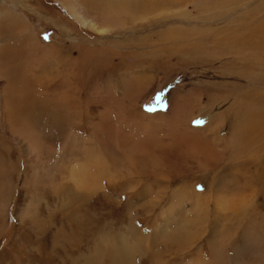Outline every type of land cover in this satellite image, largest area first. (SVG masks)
Instances as JSON below:
<instances>
[{
    "label": "rangeland",
    "instance_id": "obj_1",
    "mask_svg": "<svg viewBox=\"0 0 264 264\" xmlns=\"http://www.w3.org/2000/svg\"><path fill=\"white\" fill-rule=\"evenodd\" d=\"M193 1L156 10L134 7L123 16L122 25L110 28L111 32L96 34L82 27L56 0H0V264H39L38 256L42 253L44 257L47 251L50 253L51 247L65 255H68L66 250L71 253L75 252L76 247H81L80 251H84L82 247H85L86 241L78 246L72 244L73 233L69 239L68 231L56 234L57 228L47 225L49 218L56 222L66 219L63 209H58L61 200L57 199L56 191L53 192L46 185L34 189L23 188L24 144L30 138L38 142L37 145L32 141L30 143L37 146L34 154L38 153L39 158H44L43 147L50 145L48 153L53 154L54 160L60 158L66 165H70L74 158L83 161L89 147L96 146L92 134V114L98 110L110 115L113 127H117L123 134L131 130L138 133L140 129V134H148L149 130L144 129L146 126L150 130L157 127L152 136H157L155 138L156 141L159 139V144L167 140L171 143L176 134L183 138V128H187L184 130L187 135L193 136L192 133L197 132L203 135L199 130L203 126L207 141L212 143L215 150L223 152L221 141L229 135L231 125L224 122L215 133L213 130L209 133L206 124L209 122L207 118L213 114L212 96L224 93L225 96L233 95L227 87L229 84L221 81V78L227 76L225 68L221 66L228 64L218 65L217 69L211 71V75L205 69L190 67L193 62L189 61L188 54L195 47L200 54H205V51L229 54L230 51L232 54H251V58H258L252 54H264V0L233 1L231 5L235 7L231 8L235 13L229 15L242 16L245 23L242 24V31L237 33L238 37L226 45L213 42V36L218 28L227 27L226 18H229L220 14L210 19L205 14L203 22L201 17L204 15L200 14L201 9L192 7ZM184 11L189 14L187 18L179 16ZM171 27L172 30L184 28L182 30L186 31L187 28V31L197 33L189 34L191 37L175 43L171 37L169 39V34L172 37L177 35L175 31H170ZM232 31L230 26L225 29L226 34ZM44 44L48 46L47 54L43 51ZM233 44L236 45L229 47ZM248 62L250 59L245 60V63ZM252 65L259 68L257 64ZM260 71L264 79V72L262 69ZM166 78L171 84L161 88ZM195 83L205 86L212 96L193 95L190 86ZM22 85L29 89L24 90ZM13 92L19 97L15 98ZM177 96L185 100L183 108L178 110L181 112L170 110L174 104L178 106ZM140 119H143L142 122ZM27 128L33 137L27 132L23 134ZM254 146L239 157L240 160L251 154L259 144ZM163 152L166 154L161 155L170 159L171 153H175ZM234 157L237 156L225 152L216 166L203 169L196 168L194 161L185 159L174 167L168 158H164L157 168L148 165L149 169H158L157 177L143 172L149 170L146 167L140 169L142 172L137 169L140 174L135 175L126 164H119L115 166L117 169L113 168L111 178L101 181V190L82 198L78 214L86 216L88 211L98 217L99 222L112 215L104 221L112 226L110 236L121 233L127 236L126 227H134L140 233L142 245H138L133 264H264V190H261L258 179L251 180L253 177L250 173L243 176L240 169H232L229 159ZM258 161L259 157H252L247 160L246 164L249 163L245 168L258 173ZM190 167L194 168L188 169ZM245 186L248 191H245L241 204H253L245 214L230 206L226 211L214 209L211 199L216 190L221 192L223 189L222 194L226 198L233 196V201L237 200V194L244 191ZM250 188L258 192L253 198L247 197ZM180 193L184 196L179 197ZM193 193H200L199 200ZM102 194L108 196L109 201ZM89 199L94 203L90 201L88 204ZM104 209L109 213L100 219L96 214H102ZM164 221L172 225L182 221L185 236L183 233L176 235L185 237L184 250L179 251L175 244L173 238L177 239L176 235L170 239L174 244L167 240L164 244L160 240L163 232L173 228L169 225L165 227ZM119 226L125 231L119 229ZM87 232L78 242L84 240ZM94 235L90 233L88 241L93 240ZM149 256H154V260H147ZM96 264L106 263L98 261Z\"/></svg>",
    "mask_w": 264,
    "mask_h": 264
},
{
    "label": "bare ground",
    "instance_id": "obj_2",
    "mask_svg": "<svg viewBox=\"0 0 264 264\" xmlns=\"http://www.w3.org/2000/svg\"><path fill=\"white\" fill-rule=\"evenodd\" d=\"M56 1L61 3L62 6L68 11V14H70L71 17L75 21H77L82 27L88 28L89 31L95 32L96 34L108 33L111 30L110 28L115 27L117 25L118 26L122 25V22L124 21L123 16L129 14L128 12L132 11L134 9V7L156 10V9H165L166 8L165 6L174 7V6H179V5L181 6L183 4L185 5V3L186 4L190 3V0H56ZM206 1H207V4L205 5V0H194L192 2L193 3L192 7L195 9L196 8L201 9L200 14L204 15L201 17L203 19V22L205 19V14L210 19L214 18L215 16H218L220 14H224L225 16H227L229 18V19L226 18V25H227V27L230 26L231 28H233V31L229 34H226L225 29L227 27L225 29L224 28H218V32L215 33L213 36V42L218 43L220 45H223V44L226 45V43L228 41H230L233 38L238 37L237 33H240L242 31L241 30V29H243L242 24L245 23V20H242V16L238 17L237 14L233 15V16L229 15V13H235V11L231 8V7H235L234 5H231L234 0H206ZM205 6H206V8H205ZM219 6H221L222 8H218ZM180 15L186 16V18H187V16H189L187 11L179 13V16ZM172 17H173V15H172ZM1 18H2V16H1ZM124 24L125 23H123V25ZM182 29H184V28H182ZM182 29L180 28L178 30H175V29L172 30V27H171L170 31H175L174 34H177V35H174V37H172L171 36L172 34H169V39L171 37V41L176 43L177 41H181L184 39L186 40V37H188V36L191 37L189 34L197 33V31H194V32L189 31V30L187 31V28H186V31H184L185 29L184 30H182ZM207 30L209 31L210 29L207 28ZM207 30H203V32H205V31L208 32ZM243 41H245V39ZM244 43H246V42H244ZM236 44H233L232 46H229V47H233ZM44 47H45V49L43 51L47 54L48 49H46V48L48 46L44 44ZM195 49H196V47L191 50V54H188V55H190L189 61L193 62L192 64H190L191 65L190 67H196L198 69L199 68L205 69L206 71H208V74L212 75L213 72H211V71L217 69L218 65H221L224 63L228 64L227 66L226 65L221 66V67L225 68V72H227L226 78L225 77L221 78V81L223 83H226V85H227V83L229 84V85H227V87L229 88L230 92L233 93V95L226 93L227 95L225 96L224 95L225 93H224V94H220L219 96H212L211 93L209 94L207 92V90H206L207 88H205V86H201V85L198 86L197 85L198 83H195L194 85L190 86L191 87L190 92L193 95H196L199 97L206 95V96H212V98H214V100L212 101L213 102V114H210V116L207 118L209 120V122L206 124V126L208 125L207 127L209 129V133L211 130H213L215 133L217 130H219V127H221L224 122H227L231 125V130L229 132V135L227 136V138L225 140L222 139V141H221V146H222L223 152H218V150H215L211 146L212 143H210V141L209 142L207 141V139H206L207 137L205 136L206 134H205V132H203V126H201V128L199 127V130L201 131V133L203 135L198 134V132L192 133L193 136H190L189 134L187 135L186 133H184V130L187 128H183L184 129L183 130V138L178 137L176 134L173 136V139H172L173 142L169 140L171 143H168L167 142L168 140H167L166 143H164V144L160 143L159 144V143H157V141L159 139L156 141V138H155L157 136L154 137L155 134L152 136V134L154 133L153 130L156 129L157 127L154 128L153 130L152 129L150 130V129H148V126H146L147 128H144L145 126L143 127L142 126L143 123H142L141 127H143L145 130H149L148 132H150V133L147 134V133L142 132L143 133V135H142V134H140L141 133L140 132L141 129H140V130H138L139 131L138 133H134L131 130L132 133L129 132L128 134H123V133H120V131H119V129H117V127H115V128L113 127L112 119H111L110 115L108 116L107 114H104V111L101 112L98 110L97 111L94 110V112L92 114L93 120H94V123H93L94 129H93L92 134H94V136H95L94 143L96 144V146L93 145V147H89L90 150H92V151L89 150L88 152H86V156H85L86 158L83 157L84 158L83 161H80V160L74 158L73 162L70 165L68 163H67L68 165H66L65 163H62L59 160L60 158L54 160L53 154L48 153L50 145L49 146L45 145V147H43L44 158L43 157L39 158L40 156L38 155V153H36V155L34 154V151L37 152L36 151V147H37L36 145L38 142H36V140L32 141L34 138L33 139L30 138L29 141L25 142V144H24V147H25V165H24L23 178H22L23 188H33L34 189V188L46 185L47 187H50L53 190V192L56 191L57 192L56 194L58 196L57 199L61 200L58 209L59 208L61 210L63 209L62 211L66 215L65 216L66 219H65V221H62L63 219L61 218L62 219V220L60 219L61 221L56 222L55 219L51 220V218H49L50 220H48L47 225L48 226L52 225L54 228H57L56 234H59L62 231H68L69 239L71 238L70 234L73 233L72 239L74 241L72 243L71 242L72 240H70V242L72 244L76 243L75 246H78L79 244H82L83 241H86L85 247H82V249H84V251H80L81 247H80V249L76 247L75 252L71 251V253H69V251L66 250L68 252V255L63 254L62 251L59 252L58 251L59 249L55 250L54 248L51 247L50 253H49V251H47L45 253L44 257L41 256L42 253L38 256L39 264H94V263L96 264L98 261H103L106 264H133L134 254L139 247L138 245L141 244V238L139 237L140 233L138 234L134 227H129L128 225H126V226H128V227H126V229L128 230V231H126L127 236L123 233L119 234L118 236H117V234L115 236H110L111 235V233H110L111 228L110 227H112V226L107 224V222H104V221L110 219V216H112V215L106 216L107 213H109L107 210L105 211V209H104L102 211L103 213L101 212L102 214H98V213L96 214V216H99L100 219H103L101 217L106 216V217H104V220H102L103 222H99L98 217H95V215L89 213L87 211L88 209H86V211H87L86 216L82 215L83 216L82 217L78 214L80 206L82 205V203H81V201H83L82 198L83 197H89L94 192L98 191L99 189L101 190V188L103 187V184L101 181L103 179L105 180V178L107 180V177H108V179L110 176L112 177V174L114 173L113 168L117 169V167H115V166H118L119 164H122V163L126 164V166L129 167L128 170L129 171L131 170V172L133 174L139 175L140 173H138L137 169L138 170L145 169V167L147 169H149L148 168L149 164H150V167L154 166L157 168L158 165L162 164L161 161L164 158H168V157H163L161 155V154H166L163 151H166L169 153L172 151H175L174 155L171 153L172 158L171 159L168 158V161H170L171 165H173L174 167H177L178 163L182 159H185V160L194 161L196 168L203 169V168H211V167L216 166L215 164L219 160L223 159L224 153L230 152V153L237 156V157L229 159V162L232 163V164H230L232 169H237V168L240 169L242 171L241 174L243 176H246L250 173V176L253 177L251 180H253L254 178L258 179V181H260L259 183H260L261 190L262 191L264 190V79H262L263 76L260 75L262 73V71H260L261 69L264 72V69H263V67H264V54H261V55L252 54L253 57H258V58H251V56H250L251 54H247V53L232 54V53H230L229 50H228L229 54H213L212 52H206V51H205V54H200ZM52 51H54V50H52ZM85 53H88V52H85ZM208 57H212V59L209 60ZM102 58H105V57H102ZM246 59H250V62H248V64L245 63ZM34 63H35V61H34ZM168 63H170V62H168ZM252 63L257 64L259 68L253 67ZM72 71H75V70L73 69ZM69 72H71V71H69ZM26 73H27V71H26ZM211 78H214V77H210V79ZM25 80H27V79H25ZM29 81H30V79H29ZM30 82H32V81H30ZM216 83H218V82L216 81ZM21 84L22 83H20V85ZM170 84H171V81L168 78H166L163 81L161 88L164 86L166 87L167 85H170ZM205 84H206V82H205ZM33 85L35 86L34 83H33ZM7 87H8V85H7ZM26 87H28V85ZM209 87H212V85H210ZM11 88L12 87H10V89ZM26 89H29V88H25L24 90H26ZM20 90L21 89H19V91ZM234 90H236V92H234ZM237 91H238V93H237ZM13 93L15 96V92H13ZM214 94H215V92H214ZM16 95H20V94H16ZM17 97H19V96H17ZM17 97L15 96V98H17ZM136 98H137V96H136ZM176 98L178 99V101H177L178 106L174 104L170 110L175 109L176 112H181L178 110H181L183 108L182 105L185 103V100L182 97H178V96ZM172 100H173V98H172ZM211 104H209V105H211ZM95 105H97V104H95ZM53 107H54V105H53ZM89 108L93 109L91 107H89ZM11 118H12V116H11ZM212 118L214 120H212ZM15 119H12V120H15ZM230 119L232 120V122H230ZM90 120H91V118H90ZM142 120H141V122H142ZM10 121H11V119H10ZM141 122L139 123V125L141 124ZM157 125H155V126H157ZM22 126H24V125H22ZM114 126H115V124H114ZM51 127H53V126H51ZM152 127H154V126H152ZM204 127H205V125H204ZM149 128H150V126H149ZM130 129H133V128H130ZM145 130H142V131L145 132ZM176 130H178V129L176 128ZM26 132L28 133V135L31 134L29 128L24 130L23 134L24 133L26 134ZM218 133H219V131H218ZM156 134H158V133H156ZM29 136L33 137L32 134ZM36 137H38V135ZM73 138H72V140H73ZM212 140H213V137H212ZM31 141L33 143H36V145L33 146L30 143ZM158 142H160V141H158ZM88 143H90V142H88ZM40 144L43 145L42 143H40ZM257 144H259L258 148L254 149L251 152V154L249 153L247 155V157L240 160L239 157L243 156L244 153L249 152L248 149L250 150V148L252 146L257 145ZM41 145H39V146H41ZM71 147H73V146H71ZM50 150H52V149H50ZM46 155L48 156V158H46ZM254 156L259 157V161L256 163L257 167L259 168L258 173L256 172V170L249 171L248 168H245L247 166V164L249 163L248 162L246 164L247 160L249 161ZM235 158H237V159H235ZM234 161H237V163L235 164ZM156 168H155V170H153L154 168L149 169L151 171H149V170L144 171L143 170V172H145L146 174L148 173L152 176L157 177V174H156L157 171L156 170H158V169H156ZM193 168L194 167H190L188 169H193ZM246 186L243 188L244 191L237 194V200L234 199L233 201H232L233 196L226 198L225 195L222 194L223 189L221 190V192H220V190L219 191L216 190V193L214 192L215 196L213 195L212 199H211L214 202V209L218 210V211H222V210L226 211V210H228L227 208L230 209V207H231L235 211L245 214L248 207L250 209V207L253 206V204H251V202H243L241 204V200L244 199V196L246 194L245 191H248ZM135 187H137V186H135ZM143 188H145V186ZM250 189H251L250 192L247 193V197L253 198L254 196H256L258 194V192L256 189H253V190H252V188H250ZM204 192H205V190L202 191L201 193H204ZM102 193H104V192H102ZM135 193H136V191H135ZM21 194H23V193H21ZM193 194L198 199V196L200 195V193H197V194L193 193ZM101 196H103V198L106 201H109V198H107L108 196L106 197L104 194H102ZM183 196L184 195L182 193H180L179 197H183ZM97 197H99V196H97ZM178 200H180V199H178ZM90 201H92V199L88 200V204H90L89 203ZM231 201H232V203H231ZM92 202L94 203V201H92ZM100 205H102V204H100ZM23 206H24V203L22 204L21 207H23ZM178 209H179V207H178ZM48 210H49V208H47V211ZM62 213H61V215H62ZM127 213H129V212H127ZM64 214H63V216H64ZM51 215H52V212L50 213L49 217H51ZM123 217H125V215ZM168 217H170V216H168ZM128 218H130V217H128ZM163 220H164V218H163ZM164 222H166V221H164ZM168 223H170V222H166L165 227H167L169 225L170 228L172 226H173V228L168 232L167 231L163 232L161 234L162 236H161L160 240H162L163 243L164 242L166 243V240H167V241H169V243H173V244L175 241V244H177V246L179 247V251L182 248L185 249V247H186V245L184 243L185 237H183V236L178 237L177 236L179 233L180 234L183 233V235H184L185 230L182 229V227H184L182 225V221L179 222L178 225H172V223H170V224H168ZM48 226H46V227H48ZM122 226H124V225H122ZM119 227H120L119 229H121V226H119ZM114 229H115V227H114ZM106 230H107V233H105ZM121 230L125 231L124 229H121ZM85 231L86 232L88 231L87 232L88 234L84 236L85 237L84 240L78 242L79 239L82 238V235L85 233ZM90 233H94L95 238L93 240L88 241V239L90 238ZM176 233H178V234L176 235ZM175 235L177 236V239H176V237H174ZM172 238L175 240L171 241L170 239H172ZM145 240H146V238H145ZM71 247H74V246L72 245ZM184 249H182V250H184ZM59 253H61L62 255L57 256V254H59ZM153 253H155V252H153ZM64 255L66 256V258ZM153 255L155 256L156 254H153ZM154 256H149L147 258V260L153 261ZM73 258H74V260H73ZM220 262L224 263L223 261H220ZM152 264H156V263L153 262Z\"/></svg>",
    "mask_w": 264,
    "mask_h": 264
}]
</instances>
